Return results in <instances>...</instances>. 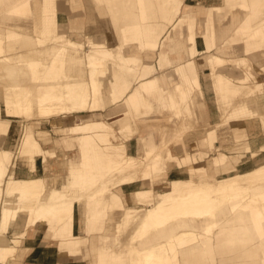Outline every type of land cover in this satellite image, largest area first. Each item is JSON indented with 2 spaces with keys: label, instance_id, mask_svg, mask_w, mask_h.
I'll list each match as a JSON object with an SVG mask.
<instances>
[{
  "label": "bare ground",
  "instance_id": "6f19581e",
  "mask_svg": "<svg viewBox=\"0 0 264 264\" xmlns=\"http://www.w3.org/2000/svg\"><path fill=\"white\" fill-rule=\"evenodd\" d=\"M172 1L178 4L179 0ZM24 2L26 4L30 2L29 5L34 3L36 14L33 16L32 13H29L31 17L26 21L28 27H20L31 31L33 29L37 33H41L42 29L37 27L38 24H41L45 30L50 29L53 32L52 27H48L42 21V12L38 5V0H24ZM261 2L262 0H250V2L242 0L241 6L245 7L248 13L250 11L255 12V16L262 17L263 21L264 11L262 9L264 7H262ZM11 3V1H6L3 3L6 7H3L0 2L1 43H7V38L2 36L6 29L3 31L2 28L17 27L16 24L10 23L13 13L7 6ZM68 9L72 12L69 18V26L76 30L85 29V38L88 46L86 53L81 52L82 42L67 36L58 38L57 42L60 43L58 46L48 47L37 45L32 41V38L23 36L18 40V49L14 48V53L10 49L0 50V96L2 98L5 96L11 97L16 106L28 111L29 114L35 115V112L39 111V115L45 118L41 121L47 120L49 122L50 128H52L50 132L60 135L63 138L62 144L64 145L61 147L59 144H50L49 148L45 147L48 152L43 154L41 150L43 144L40 148L35 138L42 135L39 134V131H36L38 133L36 135L31 124L21 129L16 124H12L11 129L5 128V120L0 117V260L8 244V235L11 234L15 220L22 212L20 202L23 191H20V189H23V184L18 183L21 175L19 170L22 168L17 170L20 173H16L17 171H15L14 167L17 161H21V156L26 155H29L30 167L36 166V159L40 155L42 164H44V170L42 169L41 171L42 191H39L41 193L39 195V203L33 208L27 209L33 215L29 223L30 230L32 228L37 229L39 236L43 232L53 235L56 230H59V226L65 220H70L74 224V202L78 200L84 201L89 205V208L81 213L84 227L79 232L75 231L73 235L77 233L82 237L80 244L83 251H85V260L77 256H75V259L83 260L86 264H186L191 261L196 253L208 252L213 246L215 236H251V243L247 245L245 252L248 253L256 249L264 253V192H260L258 197L252 198L247 197L245 194V192L249 191V186L237 187L233 191H224L221 186L211 191L205 190L212 186L207 183L208 178H202L204 182L202 186L205 189L198 191L189 190L182 195H172L169 192L162 194L161 191L156 189L157 183L168 179L165 173L168 165L167 161L162 157V152L164 151L167 157L177 156L171 152L170 146L165 140L161 145L162 151L160 149L156 151L153 150L154 139L151 134L146 135L144 138L136 136L139 145V154L136 157L141 158L143 170L150 168V172L143 175L137 184L136 190L132 191L131 194H126L127 191L120 193V190L110 194V187L115 178L118 177V173L125 171V169H135L137 162L133 161L132 158H129L130 162L124 167H114V174L111 178L103 176L106 170L101 166H99L98 171L99 175L102 176L92 174L94 170L93 164L87 162V160L92 162L94 156L92 150L87 148L88 141L99 136V132L105 131L114 124L107 123L101 118H93L92 115H89L90 117L85 120H79L80 122L70 125H65L63 122H51V120L70 117L65 112L61 113L63 108H56L57 105L71 104L76 108H83L88 104V93L93 96L98 90V84L95 79L97 67L93 66L88 72V78H84L77 69H72L68 66V59L81 60L84 58L89 65H92L93 63L96 64L100 57L110 56V53L100 45V37L97 39L96 36L90 35L91 32L86 29L87 17L90 13L82 12V0H72ZM17 11L18 8L15 9V12ZM21 14L26 15L27 13ZM240 20L241 18L237 22ZM132 22L135 32L147 30L146 25L135 23L134 19ZM209 23V20L204 18V11L195 20L191 16L190 11L186 10L185 15L176 22V26H172L161 43L165 49L161 53L163 57L162 63L173 64L178 62V65L176 69L166 73L164 76L165 81L174 78L180 80L185 75L193 76L197 71L195 58L192 62H187V66L180 65L183 59L178 47L184 39L177 41L174 32L176 27L180 30L183 29L185 34L189 35L191 54L194 53L200 57L203 55L205 62L214 61L215 56L212 51L215 45V38L208 36L214 35L212 29L208 27ZM197 25L199 32L195 33L194 30ZM110 29L107 28L106 31L108 32ZM225 30L226 27L220 29L219 34L216 35H222ZM113 31L117 34L115 25H113ZM256 34L257 36L259 34L261 36L264 35V24L260 25ZM198 37L202 40L203 49L198 48ZM255 42V44L247 48L251 61L262 60L264 57V38L260 42L258 40ZM9 44L13 45L10 40ZM42 54L49 56L48 59L50 58L51 61L63 63L58 71L64 72V75L67 76L66 81L63 83V89L66 91L64 97L57 95L54 89V82L49 79V76L48 84L44 85L43 78H40L44 73L35 78L34 75L24 74L20 66L22 62L21 64L18 63V67L12 62V59L16 58L18 61L32 59L39 63L40 58L44 57ZM235 61L239 63L241 60L236 59ZM50 68V65H48L46 69ZM256 70L258 71L257 62L252 61L249 69L245 70V77L247 80L250 79V84L255 86L257 108L248 111L249 102L247 99H243L240 104L234 106L235 121L241 122L246 115L253 119H264V112L259 107L261 104H259L260 98L263 97H261L260 90L264 88V78L260 79L258 76H254L255 73L258 74ZM243 83L238 85L240 94H246ZM178 87V85H174V90ZM212 87L217 93H221L224 89V87L222 89L214 83ZM142 89L134 90L133 94L127 96L125 103L108 112V114L118 112L124 114L126 108L130 107L133 118L138 122H145L147 118L152 117L155 109L156 116L154 115L153 117L157 118V107L155 105L143 107L142 110L136 106V98L142 96ZM171 94H166L168 104H174L176 108L181 107L185 112V118L187 119L188 115L189 122L197 124L196 113H194L192 107L195 102L194 98L185 100L186 93L181 92V95L175 101ZM251 100L254 103V100ZM94 102L96 101L94 100ZM162 103L161 101V105ZM223 103L224 106L222 105V107L225 108L227 102L223 101ZM53 113L55 114L53 115ZM229 113L225 109L219 123L228 120ZM83 115H86V113L77 114L79 117ZM119 118H125L124 123L129 120L127 116L123 117V115ZM47 132L49 133V129L45 133ZM118 132H121L119 135L127 139L128 135H124V130L121 129ZM261 132L264 133V123L262 124ZM212 134V131L206 130L204 132L203 142L207 151L212 150V142L215 141ZM18 135L21 136V141L15 150L16 143L12 141ZM248 136L244 135V139H247ZM109 138L111 137L109 136ZM41 143L43 142L41 141ZM69 147H76L79 158L73 161L68 157V153L63 154L61 165L65 166V174L63 173L64 176L60 178L53 173L51 161L58 156L57 149L67 150ZM144 147L148 149H142ZM181 152L180 157H184L186 151L182 150ZM229 152V149H218L220 157L216 160V166L221 167L224 165ZM108 155L115 159L114 163L116 162L117 165H120L119 160L122 161L124 159L122 150L118 147L110 149ZM21 163L23 164L22 161ZM88 163L90 164L88 165ZM87 165L88 171L85 173L83 169L87 168ZM58 178L61 179L60 184H58ZM66 178L72 180L71 185L65 184L64 180ZM219 179H222L221 176L214 175L209 180L216 181ZM123 182L125 181L123 180ZM164 184H166V187H171V184L167 182H164ZM181 185L188 188V184L185 182H180L179 186ZM148 186H151L153 191H145ZM77 187L79 190H77ZM65 199H67L65 204H61ZM135 203L143 204V206L139 207V213L136 215L132 213V207ZM79 209L84 208L79 207ZM61 214H67V217L62 218ZM220 218L224 219L223 222L220 221ZM56 219L58 221L54 225ZM234 225L237 227L235 228ZM95 232H98V236L94 235ZM28 235H30L29 232ZM126 244L131 246L129 247ZM129 250L133 251V257Z\"/></svg>",
  "mask_w": 264,
  "mask_h": 264
},
{
  "label": "rangeland",
  "instance_id": "374dc122",
  "mask_svg": "<svg viewBox=\"0 0 264 264\" xmlns=\"http://www.w3.org/2000/svg\"><path fill=\"white\" fill-rule=\"evenodd\" d=\"M250 2V0H247ZM30 3V2H27ZM234 5L232 7L224 8V9H218L217 12L214 9H210L207 11L205 9L204 17L210 18L212 21H215V19H219V21H223V18L220 15L223 14V11H227L228 13H232L235 8L239 10L243 15L241 17V20L238 22L236 26L232 28L231 34L232 35H216L219 33H216L214 31V23L209 20V29H212L214 35H208L215 38V45L213 48V53L215 56L214 61L205 62L210 75L212 76V83L215 85L221 87L224 89L221 91V93H217L215 90V97H216V104L217 109L219 111V117L221 118L223 115V111L225 109L228 110L229 116L228 120H224L222 123H219L214 126L213 130L209 127V123L204 125L205 129L208 131H212V136L214 137L213 140H219V135H217V128L220 126H223L225 124H228L231 121L234 120V112L236 105L240 104L243 99H247L249 102V105L247 107L248 111H251L252 109H256V96L257 92L255 89V86L250 84V79L247 80L245 77L246 72L245 70L249 69V66L251 65L252 61L257 62L258 71L256 74L255 71H253L254 76H258L260 79L264 78V57L263 59H257L252 60L249 58L250 55L249 50L247 48L251 47L252 44H255L256 40L260 42V40H263L264 35L261 36L259 34L257 36L256 31L260 27V25L264 24V19L262 21V17L255 16V12L250 11L248 13L247 9L242 5V0H233ZM262 7H264V0L261 2ZM195 10V12H191V16L194 17L196 20L199 16L196 15V11L199 8L189 7V10ZM91 14L87 17V24L86 29L89 30L90 35H94L99 39L100 36L104 34V32L107 30L104 21V17H106V11L101 8H93L90 9ZM264 11V9H262ZM13 15H19L18 11L15 12L14 10H11ZM262 16V15H261ZM208 18V19H209ZM43 19V18H42ZM13 20V18L11 19ZM93 20V21H92ZM11 24H16L17 27H8V28H2L6 29L2 36H5L7 38V43L0 42V50L3 51L4 49H10L12 53H14L15 49H18L17 42L21 39L23 36H28L32 38V41L37 45H44V46H58L60 43L57 42L58 38L60 36H67L69 32L64 28L62 24L66 23V18L64 17L62 20V24L55 25V29H52L53 32L49 30H45L41 24H38L37 27L42 29L41 33H37L35 30L32 29L29 30L27 28H21L20 24L15 22H10ZM212 23V24H211ZM47 25V24H46ZM53 25V24H52ZM114 24H112L113 26ZM25 27H28V25H24ZM50 27V25H47ZM217 26V25H216ZM155 30V29H154ZM67 31V32H66ZM51 32V33H50ZM112 33L110 35H113V40L108 41L109 43H116L119 44L120 48L123 47L124 39L116 35L113 32V27L111 30ZM141 32V31H139ZM165 32V31H164ZM1 34V31H0ZM54 34V35H53ZM73 38L80 40V42L83 43V47L81 49V52L86 53L88 51L87 41L84 43L82 41L83 36L82 33H72ZM116 35V36H115ZM68 37V36H67ZM137 37H133V39H136ZM139 43H141V37L138 35ZM9 40L13 43L11 46L9 44ZM162 40V39H161ZM160 40V41H161ZM159 39H157L154 43V50L157 49L158 44L160 43ZM146 42L144 38V43ZM255 42V43H254ZM102 44V43H101ZM103 45V44H102ZM101 45V46H102ZM151 45V43H149ZM103 47V46H102ZM261 47V46H260ZM259 47V48H260ZM104 49V48H103ZM251 49V48H250ZM108 51V50H107ZM110 53V52H108ZM123 52H120V54ZM157 53V51H156ZM186 53V52H185ZM44 56V54H42ZM187 57L192 56L194 57V53L191 55H188L186 53ZM49 56L45 55L40 58V62L36 63L34 60H17L16 58L12 59V62L17 65L18 63L22 64L21 69L23 70L24 74H29L31 76L34 75L35 78L39 77L41 74L44 80V85H47L48 76L49 79H51L54 82V89L57 95L64 97L66 94V91L63 89V83L66 81L67 76L64 75V72H59V68L63 65L62 62L59 61H51ZM108 58H111V56L107 55L106 57H100L99 61H97L96 64L89 65L87 60L82 58L81 60L77 59H68V66H70L72 69L79 70L80 67L83 65L84 61H86V65L89 70L95 66L97 67V75L95 79L100 74V69L102 65L104 64V61ZM189 58V57H188ZM236 59H240L241 61L239 63H236ZM43 60V61H42ZM192 60H189L192 62ZM242 64V65H241ZM50 65V69H46ZM253 65V64H252ZM230 66L236 70H239V75L236 77L231 76L227 73L226 69ZM152 70V69H151ZM99 73V74H98ZM166 73V69L159 70L158 67L154 71L153 74L148 77V80L153 79L154 83H146L143 84L142 87H138L139 89H142V96L136 98V106L139 107L140 110H142L143 107H146L149 105H155L157 107V118L160 124L156 126L154 131L157 129L159 131L155 132L156 141L158 140L159 134H160V145L156 149V151L161 150L162 142L165 140L166 143H168V146H170L171 143H180V138L182 134L186 132L188 129H192L196 127L197 124H192L185 118V112L181 107L176 108L173 105L168 104V99L166 97L167 93H172L173 99L176 101L178 99V96L181 95V92L186 93L185 100H189L190 98H194L195 100V91L199 93L201 96V88L199 83V73L198 69L195 72L193 76H184L180 80L177 78L171 79L169 81L164 80V74ZM49 74V75H48ZM149 76V75H148ZM88 78V77H87ZM252 78V77H251ZM263 81V80H262ZM244 82L242 85L246 90V94H240L238 85L239 83ZM145 83V82H144ZM142 84V83H139ZM174 85H178L179 87L174 90ZM252 85V86H251ZM137 86V85H136ZM135 86V87H136ZM189 87V89H188ZM137 89V88H136ZM135 89V90H136ZM133 90V89H132ZM260 93L264 95V88L260 90ZM102 94L100 92V88L98 87V90L95 95L92 96L91 93H88V99H87V106L83 108H76L74 105H57L56 108H63L62 112H65L66 115H70L68 118H56L54 120H51V122L60 123L63 122L65 125H70L75 122H78L79 120H85L89 118V115H92V117H96L94 114L95 112L107 110L108 106L102 105L99 101V97H101ZM148 96H151L148 98ZM11 97L0 96V106H1V113L0 117L5 120V128H10L12 124H16L20 129L25 127L28 124H31L32 129H34L35 134L42 135L40 137L36 136V140L38 145L41 148V145L43 144V147L41 148L43 154H46L48 152L47 148L50 147V144H59L61 147L64 145L62 144L63 138L58 135L54 134L53 132H50L52 128H50V124L47 120L41 121L45 118H43L41 115H39V111L35 112V115L29 114L28 111H25L22 108H19L13 103V100H11ZM96 102H94V100ZM254 100V103H252V100ZM126 102V100H124ZM161 101L163 102L161 105ZM223 101H226L225 108ZM94 103V104H93ZM123 104V103H119ZM121 105H118L116 108H118ZM223 108V109H222ZM84 110V111H82ZM112 111V110H111ZM82 117L77 116V114H85ZM248 113V112H246ZM55 113H53L54 115ZM128 117L129 120H127L125 123L123 122L125 120L120 118V121L112 122L116 119H118L120 116L112 120L111 122L114 125H111L103 132H99V136L91 139L88 141L87 148L92 150L94 160L88 161L93 164L94 170L92 172L93 175L102 176L99 175V166L103 167L104 170H106L103 173V176H106V178H111L114 174V167H124L128 162H130L129 158H132L133 161L137 162V166L135 169H125V171L118 173V177L115 178L113 184L110 187V194H113V192L118 191V187L122 185L126 190L127 189H133V191L136 190L137 184L139 183V180L143 177V175L147 172H150V168L146 169L145 171L142 168V162L141 158H138L134 155H130L127 152L126 142L131 139L133 136L138 134L139 137L144 133V131H147L146 124H143L144 122H138L133 118V113L130 109V107H127L123 117ZM245 118H249L248 115H246ZM166 120V123H164L163 120ZM40 121V122H38ZM80 122V121H79ZM110 122V121H109ZM261 124L264 123V119L260 120ZM116 123V124H115ZM240 123V122H238ZM49 129V133H45ZM124 130V135H128L127 139L123 138L122 135H119L121 132H118L119 130ZM129 131H128V130ZM37 131V132H36ZM126 131V132H125ZM47 134V135H45ZM45 135V136H44ZM243 133L237 135L236 133L232 137V147H226L224 144H226L225 137H222V142H220V145H215V141L212 142V150L207 151L206 145L202 142L201 146L204 147L202 149L196 147L194 143H192L193 149L189 151L184 143H181L182 145L180 148L182 150L186 151V155L184 157H180V155H177L176 157H167V154L163 151L162 157L167 161V169L165 170V173L167 174V171L169 170V166L173 165L176 170L172 172L170 177H167L166 180H161L159 183L156 184L157 191H161L162 194H165L167 192L171 193L172 195H182L184 192L187 191H198L201 189H205L204 182L202 181V178H208L207 183H209L212 187H209L205 190H212L216 189V187L221 186L224 191H233L237 187L242 186H249V191L245 192L247 197L256 198L258 197L260 192H264V159L255 160L253 163L250 162L248 159H253L259 155V153L264 151V142H262L259 146H255L249 141V139H244ZM109 136L111 138H109ZM204 136V134H203ZM13 140V139H12ZM21 141V136L18 135L15 140L12 142L16 143L15 150L17 149V146L19 142ZM41 141L43 143H41ZM61 141V142H60ZM224 143V144H223ZM113 147H118L122 150V156L124 159L119 160L120 165H117L116 162L114 163L115 159L108 155L109 150ZM218 149H229V153L227 155V158L224 161V165L221 167L216 166L217 159L220 157L218 153ZM182 150L179 149L181 152ZM67 151H70L72 155L68 154V157L70 160L76 161L78 160V151L76 147H69L67 148ZM162 151V150H161ZM161 153V152H160ZM29 155L21 156V161H17L15 165V171L19 170L20 178L18 180V183H22L23 189H20V191H23V196L20 202V208H21V214L18 216V218L15 220L14 226L12 228V232L10 235H8V244L5 249L4 255L2 259L0 260V264H18V259L21 258L22 252V246L24 243L25 238L28 235V232L30 231V220L33 215H31L27 209L33 208L39 203V195L41 194L39 191H42L41 188V171L44 170V164H42V157L41 155L36 159V166L30 167L29 164ZM244 165L243 163L245 162ZM253 161V160H252ZM88 163V165L90 164ZM88 165L87 168L83 169V172L87 173L88 171ZM23 170V171H22ZM39 171V172H38ZM214 175L221 176L222 179L216 180V181H210V178H213ZM123 180L125 182H123ZM66 185H71L72 180L70 178H66L64 180ZM164 182H167L171 184V187H166V184ZM180 182H185L188 184L187 187H183L182 185L179 186ZM77 190L79 188L77 187ZM145 191H153V188L151 186H148ZM102 197V195H101ZM67 199L63 200L61 204H65ZM139 202V201H137ZM225 205V203H224ZM77 206L83 207V211H86L89 208V205L85 203L84 201L78 200L74 202V207ZM143 206L135 203V205L132 207L133 211L132 213L136 215L139 213V207ZM62 218H66L67 214H61ZM58 219L54 221V225H56ZM29 224V225H28ZM99 224V223H98ZM95 236H98V232L94 233ZM73 237V245H74V252L75 256L82 258L85 260L83 248L81 246L82 237L79 236L77 233L72 235ZM72 245V241H69V246ZM127 246H131L126 244ZM131 256H134L133 251H130ZM85 262V261H84ZM86 264V262H85Z\"/></svg>",
  "mask_w": 264,
  "mask_h": 264
},
{
  "label": "crops",
  "instance_id": "0c3cea01",
  "mask_svg": "<svg viewBox=\"0 0 264 264\" xmlns=\"http://www.w3.org/2000/svg\"><path fill=\"white\" fill-rule=\"evenodd\" d=\"M6 1L12 2L7 6L9 10L18 8L19 15H13V20H11V22L24 26L27 24L26 21L31 17L30 14L32 13L33 16L36 14L34 3L29 5V3L26 4L24 0H0L3 7H6L3 4ZM82 2V12H89L91 14L90 9H92V7L98 9L103 8L106 11V17L103 18V22L105 23L106 29H110L111 27L110 31H105V35L100 36L99 39L100 45L103 44L102 46L104 50L110 52L111 58L104 61V64L100 69V74L98 73L99 75L96 78L102 94V96L99 97V101L102 105H107L108 110L98 111L94 114L97 119L101 118L105 122L111 124H113L112 122L120 121V118L116 120L114 119L123 114L120 112L108 114V112L116 109L118 105H121L119 103H125L124 100L127 99L128 95L133 94V91L136 88L138 89V87H142L143 84L146 83H154V77L151 80H148V77L154 73L157 67L159 70L166 69V73L177 68L178 62H174L173 64L162 63L163 57L161 53L164 52L165 49L164 45L161 43L171 30L172 26H176V22L185 15L186 10L190 11V14L191 12H195L193 9L189 10V7L199 8L196 11L195 16H200L203 11L205 13V9H207V11L214 9L218 12V9H224L234 5L233 0H179L178 4L172 0H82ZM71 3L72 0H38V5L42 12V21L45 24L50 25L52 29H55L53 26L62 24V20L65 17L66 23L62 25L69 32L67 36L73 40L80 41L73 38L70 34L82 33V41L85 43V29L76 30L69 26V18L72 12L69 11L68 7H70ZM21 13L27 14L22 15ZM222 13L223 14L221 15L219 13V16L223 18V21L221 22L218 18L215 19V21H212L209 17V19L204 18L214 23V31L216 33H219L220 29L226 27V30L222 35H232V28L238 24L237 21L243 14L236 8L231 14L227 11H223ZM133 19L135 20V23L146 25L147 30L135 32L132 27ZM112 24L117 28V34L116 32H113L124 39L122 48L119 47V44L117 45L116 43L108 42L113 40V35H110V33H112ZM174 30L178 42L179 40L181 41L184 39L178 47L179 53L183 59L180 65L187 66V62L192 60V58H195L202 92L200 96L199 93L195 91V102L192 106L194 113H196L195 119L198 125L192 129L186 130L180 138V143L170 144L171 152L180 155L182 154V152L179 151L182 146L180 145L181 143H184L189 151L193 149L192 143L200 149L204 148L201 146L202 137L206 131L204 125L209 123L207 128L210 127L213 130L214 126L219 124L220 117L217 109L214 88L212 87V76L210 75L209 69L203 59V55L200 57L194 54V57L188 56V58L186 53L188 55H191L192 53L190 51L191 44L188 38L189 35H186L185 31H183V29L180 30L178 27ZM194 31L195 33L199 32L198 25L195 27ZM138 35L141 37V43H139ZM133 37L137 38L133 39ZM144 38L146 40L145 43ZM157 39H159V41L162 40L158 44L157 49L154 50V43ZM149 43H151V45H149ZM198 48L203 49V43L200 37H198ZM120 52L123 53L120 54ZM78 71L82 77L86 78L88 76L86 61H84ZM226 71L229 75L234 77L239 75V70L230 66L227 67ZM166 73L163 76H165ZM150 97L151 96H148V98ZM261 97L262 98L260 99H263V101L260 100L259 104H261L259 107L264 112V95H261ZM154 115L156 116L155 109L152 117L147 118L143 123L146 124V127L148 126V128H146L147 131H144L139 137L144 138L146 135L151 134L154 139L153 150H156L160 145V134L156 141L155 132L158 130L156 129L154 131V129L160 124V122L158 121V118L153 117ZM163 121L166 123L165 119ZM261 131L262 124L258 118H244L240 123H238V121H231L228 124L217 128L219 140L215 141V145H220L222 137H225L226 144H223L226 147H232L233 144L231 140H233L232 137L234 134L236 133L239 135L243 133L246 137L249 135L247 139H249L254 147L259 146L264 142V133ZM137 135L138 134L126 142L127 152L134 156L139 154ZM142 149L147 150L148 148L144 147ZM56 152L58 156L51 161V164L53 173L61 178L65 174V166L63 167V165H61L63 154L68 153L69 155H72V153L64 149H57ZM260 159H264V151L259 153L257 157L248 160L253 163L255 160ZM243 164H246V159ZM174 170H176V168L173 165H170L169 170L167 171V177H170ZM60 178H58V184H60ZM118 189L120 190V193L127 191L126 194H131L133 191L131 188L125 190L122 185H120ZM82 211L83 209H79L75 206V223L73 224L70 220H65L59 226V230H56L53 235H48L46 232H43L40 234L41 236H39L38 230L32 228L29 231L30 235H27L24 240L21 249L22 255L21 258L18 259V264H85L83 260L80 261L75 259L73 237H71L75 231L79 232L80 229L84 227L82 225ZM220 219V221L223 222L224 219ZM234 227L236 228L237 226L234 225ZM70 240L72 241L71 246H69ZM250 243L251 236L248 235H234L227 237L215 236L213 246L208 252L196 253L191 261L186 264H264V253L261 250L254 249L248 253L245 252V249L248 247L247 245Z\"/></svg>",
  "mask_w": 264,
  "mask_h": 264
}]
</instances>
